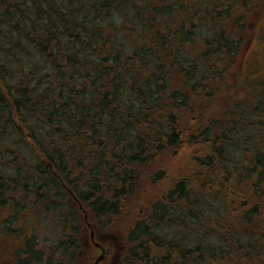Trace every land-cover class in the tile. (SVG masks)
I'll return each instance as SVG.
<instances>
[{
	"label": "trees",
	"instance_id": "trees-1",
	"mask_svg": "<svg viewBox=\"0 0 264 264\" xmlns=\"http://www.w3.org/2000/svg\"><path fill=\"white\" fill-rule=\"evenodd\" d=\"M240 7L0 0V261L90 264L86 213L121 238L115 264H264V127L247 113L264 88L238 66Z\"/></svg>",
	"mask_w": 264,
	"mask_h": 264
},
{
	"label": "flooded vegetation",
	"instance_id": "flooded-vegetation-1",
	"mask_svg": "<svg viewBox=\"0 0 264 264\" xmlns=\"http://www.w3.org/2000/svg\"><path fill=\"white\" fill-rule=\"evenodd\" d=\"M240 4L241 23L245 26L244 33L241 35L243 39L240 48L242 55L240 69L243 78L251 80L255 77L253 74L259 73L260 69L258 61L253 59L254 55L259 51L264 60V0H240ZM92 242L95 249L90 253L89 260H92L98 252L94 264H115L116 258L113 254L118 244L117 237L95 232Z\"/></svg>",
	"mask_w": 264,
	"mask_h": 264
},
{
	"label": "rangeland",
	"instance_id": "rangeland-1",
	"mask_svg": "<svg viewBox=\"0 0 264 264\" xmlns=\"http://www.w3.org/2000/svg\"><path fill=\"white\" fill-rule=\"evenodd\" d=\"M242 56V55H241ZM262 55L260 54V52L258 51L257 54L254 55V58L255 60H257V64H258V67L260 68L259 69V73L257 74H253V79H251V84L254 85V86H258V87H261L263 86L264 88V60H262ZM239 66V69H240V62L238 64ZM236 70L238 71V68H236ZM241 71V69H240ZM252 78V77H250ZM243 79V78H242ZM249 83V82H248ZM248 86H250L249 84H247ZM253 89H249V91H252ZM244 94V92H242ZM255 93V92H254ZM234 98H237L236 96H233ZM248 99V98H247ZM246 99L244 98H240L239 101H245ZM219 105H220V101H216L215 103H213V108L214 109H220L219 108ZM252 107L253 105H250L248 110H247V113H250V114H253L254 112L257 111V116L255 118H259L261 119L260 122H261V126L264 127V101L262 104L258 105V108L257 110H252ZM251 116V115H250ZM253 117V116H252ZM253 144L256 143L255 140H253L252 142ZM240 146V147H238ZM245 148L242 147V144L239 143L237 144V146H233L229 149V160L231 162H237V161H241L243 158H246L245 156L249 157L250 153L248 152H245ZM187 156L184 154V151H182L178 156H175V159H172V161L169 163V167H170V170H171V165L172 164H175V165H180L182 169H185L187 167V164H188V160H187ZM190 159H189V164H190ZM244 163V162H242ZM234 164V163H233ZM147 192H146V196L149 195V197L152 195V193L154 192V190L152 189V185L149 183L147 186H145ZM89 221V218H87V215L85 213V218H84V228L86 230V234H87V242L89 246H93V242H92V238H91V234H92V228L93 227V224L88 222ZM89 223V224H88ZM95 226V225H94ZM94 229V228H93ZM118 230V229H116ZM44 231V230H43ZM111 231H114L113 229H111ZM95 240H97L95 238ZM94 241V240H93ZM98 241V240H97ZM117 242L119 245H121V238L120 237H117ZM88 246V248H89ZM98 256V252L93 256V259L91 260L90 264H94L96 258ZM88 259H90V256L88 255ZM4 261H0V264H2ZM3 264H6V263H3Z\"/></svg>",
	"mask_w": 264,
	"mask_h": 264
},
{
	"label": "water",
	"instance_id": "water-1",
	"mask_svg": "<svg viewBox=\"0 0 264 264\" xmlns=\"http://www.w3.org/2000/svg\"><path fill=\"white\" fill-rule=\"evenodd\" d=\"M91 236H92V238L95 236V233H94V231H92V234H91ZM101 257H103V256H101ZM100 257V258H101Z\"/></svg>",
	"mask_w": 264,
	"mask_h": 264
}]
</instances>
